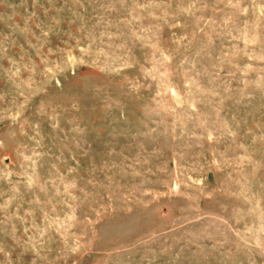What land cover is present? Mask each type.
Wrapping results in <instances>:
<instances>
[{"label": "rangeland", "instance_id": "obj_1", "mask_svg": "<svg viewBox=\"0 0 264 264\" xmlns=\"http://www.w3.org/2000/svg\"><path fill=\"white\" fill-rule=\"evenodd\" d=\"M0 264H264V0H0Z\"/></svg>", "mask_w": 264, "mask_h": 264}]
</instances>
